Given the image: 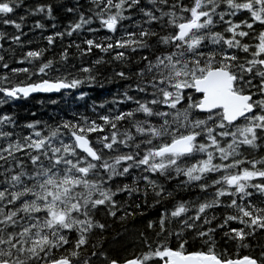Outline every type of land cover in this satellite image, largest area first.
I'll use <instances>...</instances> for the list:
<instances>
[{
	"label": "snow or ice",
	"instance_id": "6c2138e0",
	"mask_svg": "<svg viewBox=\"0 0 264 264\" xmlns=\"http://www.w3.org/2000/svg\"><path fill=\"white\" fill-rule=\"evenodd\" d=\"M91 2L92 15L85 16L78 2L48 0L29 7L23 0H0V24L17 32L25 16L17 22L13 15L21 7L50 20L60 10L78 13L65 32L44 37L48 45L94 18L111 33L123 30L124 20L138 29L124 32L129 39H84L83 48L69 41L53 58L43 56L49 49L29 50L22 61L31 67L10 71L37 79L0 86V105L62 90H76L75 100L85 99L81 86L95 85L100 72L84 66L76 69L78 76L59 74L73 46L81 56L93 49L108 53L121 65L113 74L129 81L118 98L90 105L95 118L54 115L51 123H27L31 131L21 134L5 130L13 121L0 115V264H264V243L258 256L233 259L226 249L216 251L218 231L244 248L264 236V156H246L249 148L264 145V0ZM136 12L141 19H132ZM34 24L45 28L40 20ZM20 35L0 32V39L20 43ZM133 55L130 74L124 67ZM102 63L99 57L93 65ZM125 102L133 106L116 107ZM109 103L106 113L96 111ZM173 184L214 191L203 200H177ZM108 218L122 225L131 221L139 247L125 256L106 250Z\"/></svg>",
	"mask_w": 264,
	"mask_h": 264
},
{
	"label": "trees",
	"instance_id": "16d2710c",
	"mask_svg": "<svg viewBox=\"0 0 264 264\" xmlns=\"http://www.w3.org/2000/svg\"><path fill=\"white\" fill-rule=\"evenodd\" d=\"M23 2L25 6L33 7L37 3L48 2V0H23ZM63 2H66L68 6H72L74 3L78 2L82 6L80 11L84 12L85 16L92 15V12L88 11V9L92 7L91 0H63ZM183 2L190 5L191 0H183ZM141 3L147 5V0H141ZM20 15H24L25 20L22 22V27L19 32H17V30L11 25L0 24V32L7 33V36L20 35V33H23V35H20V43L13 42L12 40L8 39L7 36L3 39H0V56L4 57V60L0 62V65L7 63L9 66L7 69L0 66V77L5 75L8 77L7 81L0 79V86L3 87L25 85L37 79L35 76H32L29 79L25 73L13 74L10 71V69L13 67H31V65L26 61H22V57H24L25 53L29 50H38L41 48L49 49L44 52L43 56L53 58L57 57V54L64 47H67L69 41L74 40L83 48L87 47L83 44L84 39L90 38L104 43L108 42L104 40L106 36H115L121 39H129L128 36L124 35L125 31H138L137 28L133 27V24L130 20H124L122 21L124 29L116 33H111L108 32L107 29L101 27L99 19L94 18L91 24L85 25L83 29H81L78 33H74L73 36L69 37L65 35L62 38L54 36V44L48 45L44 37L53 34L55 31L65 32L68 25L72 22H75V20L79 18L78 13H65L64 11L60 10L55 13L56 19L50 20L40 16L39 14H26L24 7H21L16 10L13 18L16 19L17 22H20ZM125 15L127 16L128 12H125ZM141 18V13L136 12L132 15L133 20ZM36 20H40V22L45 25V28H35L34 22ZM53 24L55 25V28L52 27ZM89 27H91L93 31L89 32L87 30ZM152 27L159 31L158 24L153 23ZM221 27V25H217L216 30L222 31ZM154 39L155 38H153V40ZM245 41H248L249 43H256V41H249L248 37L245 38ZM69 51L73 54L69 56L68 63L62 67V71L59 74L67 72L73 76H78L80 73H78L76 69L84 66H93L94 68L99 69L100 74L97 76V83L91 87L84 85L80 88V91L86 93L85 99L75 100V95H78L79 93L76 92V90H69L66 94L65 92H61L59 95H35L25 99L20 98L16 100H9L7 103L0 105V115L7 114L13 121V124L5 126V130L20 132L21 134H28L31 130L24 127V125L36 120L47 121L51 123V117L54 115L57 117L63 116L65 119H72L74 115L95 118L96 112H93L92 108L90 107L93 102H95L97 105L105 100L111 102L114 96L118 98L119 94L125 90V87L129 81L121 80L113 74V69L120 70L121 65L117 61H112V58L108 53H101L98 49H93L92 52L81 56L79 53H77L74 46L70 48ZM129 55L132 54L129 53ZM241 55L244 54L241 53ZM99 57H103V63L100 65H93V62ZM132 59L133 63L124 67V71L129 72L130 74L136 67L135 55L132 56ZM108 77H111V79H107ZM132 79L135 80V77L132 76ZM2 96V93H0V97ZM49 99H55L57 103L51 104L49 103ZM38 101L40 102L38 103ZM131 106L133 105H131L130 102H125L123 104L117 105L116 107H119L121 110H126ZM110 107H113L111 103L106 104L103 109L97 108L96 111L99 113H106ZM37 127H42V125H38ZM125 127H127V125H125ZM89 135L93 138V142H95L96 134L91 133ZM262 149H264V145H262V148H249L247 150L246 156H250L251 158H256L259 160L260 156H264V150ZM244 166L249 168L251 167L250 164ZM259 167H262V165L258 163L257 168ZM180 179H183V177H180ZM253 182L259 181L255 180ZM171 188L177 200L184 199L195 201L197 198L203 200L205 196L211 197L214 191L213 188H209L206 193H201L199 188L189 187L178 189L176 188L175 184H173ZM249 190L251 191V189ZM219 211L220 210L217 212L218 215ZM228 211L232 210L229 209ZM98 215L100 219H104L103 213H99ZM107 222L111 225V227H109L104 234L106 250H109L114 255L125 256L133 251V245H135L137 248L139 247V241L136 239L135 228L131 226V221H129L128 225H122L121 223L113 222L111 218H108ZM139 226L140 225H137V227ZM94 241L95 237H93L92 242ZM216 241V251L218 253L223 254L226 249L227 256L235 259L244 255L258 256L261 251L259 244L264 243V236L258 234L255 238L251 239L250 243L253 245V247L248 248L237 247L234 242L227 240V238L224 237L219 231L216 235ZM188 247L189 249L192 248L191 243H189ZM196 247H199V245Z\"/></svg>",
	"mask_w": 264,
	"mask_h": 264
},
{
	"label": "water",
	"instance_id": "95a60500",
	"mask_svg": "<svg viewBox=\"0 0 264 264\" xmlns=\"http://www.w3.org/2000/svg\"><path fill=\"white\" fill-rule=\"evenodd\" d=\"M21 86H23V85H21ZM62 92H64L63 90H62ZM3 94V93H2ZM60 93H51V94H44V93H31L30 94V96L29 97H27V98H30V97H32V96H35V95H59ZM25 99V98H24Z\"/></svg>",
	"mask_w": 264,
	"mask_h": 264
},
{
	"label": "rangeland",
	"instance_id": "374dc122",
	"mask_svg": "<svg viewBox=\"0 0 264 264\" xmlns=\"http://www.w3.org/2000/svg\"><path fill=\"white\" fill-rule=\"evenodd\" d=\"M226 19H227V17H226ZM221 29L223 30V27H221ZM246 38V37H245ZM244 38V39H245ZM256 42H258V41H256ZM262 178H255V180H257V181H260Z\"/></svg>",
	"mask_w": 264,
	"mask_h": 264
},
{
	"label": "flooded vegetation",
	"instance_id": "af4514ba",
	"mask_svg": "<svg viewBox=\"0 0 264 264\" xmlns=\"http://www.w3.org/2000/svg\"><path fill=\"white\" fill-rule=\"evenodd\" d=\"M255 27V26H254Z\"/></svg>",
	"mask_w": 264,
	"mask_h": 264
}]
</instances>
